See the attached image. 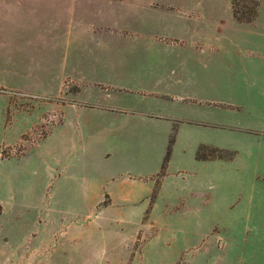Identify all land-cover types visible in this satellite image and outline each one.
Masks as SVG:
<instances>
[{"label": "crops", "instance_id": "0c3cea01", "mask_svg": "<svg viewBox=\"0 0 264 264\" xmlns=\"http://www.w3.org/2000/svg\"><path fill=\"white\" fill-rule=\"evenodd\" d=\"M70 1L65 19L78 7L77 23L58 19L40 41L47 46L40 62L47 71L63 72L55 86H66L67 95L48 106L59 113L47 136L55 138L49 167L55 198H95L103 211L132 209L152 193L173 130L164 177L189 173L186 165L193 163L211 182L212 169L233 166L243 150L264 147L261 7L253 22L239 23L231 0ZM41 68L3 73L17 87L33 89L40 86ZM26 116L27 122L32 116ZM201 147L234 156L197 160ZM74 152L100 162L73 167L68 159L60 168Z\"/></svg>", "mask_w": 264, "mask_h": 264}, {"label": "rangeland", "instance_id": "374dc122", "mask_svg": "<svg viewBox=\"0 0 264 264\" xmlns=\"http://www.w3.org/2000/svg\"><path fill=\"white\" fill-rule=\"evenodd\" d=\"M252 1L237 3L249 11ZM2 2L8 6H0V264H264V147L241 151L233 166L212 169L216 177L211 182L193 163L186 165L189 173L164 177L173 130L169 157L164 164L166 150L152 193L132 209L103 211L95 198H55L49 174L55 138L47 136L59 113L48 106L62 103L67 95L66 86H55L63 72L42 66L47 46L41 43L52 22L75 25L80 9L65 19L70 0ZM257 2L264 15V0ZM37 66L42 67L40 86L36 83L40 88H19L17 80L3 73ZM50 73L56 75L47 79ZM26 115L32 116L30 121H24ZM36 115L39 122L21 134ZM202 148L206 158L197 159L199 148L197 160L234 156ZM68 159L73 167L100 162L74 152L66 154L60 168Z\"/></svg>", "mask_w": 264, "mask_h": 264}, {"label": "trees", "instance_id": "16d2710c", "mask_svg": "<svg viewBox=\"0 0 264 264\" xmlns=\"http://www.w3.org/2000/svg\"><path fill=\"white\" fill-rule=\"evenodd\" d=\"M237 1L238 0H231V6H232V10H233L234 19L239 23H251L256 18V15H257V7H258L257 0H253L251 2L252 7H250L249 11H243L245 9V6H239ZM171 142H172V140L170 141V143ZM205 149L206 148H202V147L199 149V151L197 152V155H196L197 159H205L206 158L200 154V151L205 150ZM209 150H211L212 152H219L216 149H209ZM169 153H170V147L167 150V153H166V156L164 159V164L168 160Z\"/></svg>", "mask_w": 264, "mask_h": 264}]
</instances>
